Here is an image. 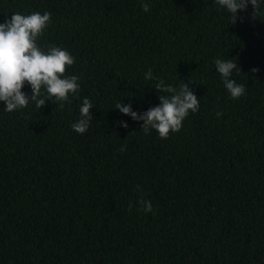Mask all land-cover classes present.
Here are the masks:
<instances>
[{"label":"trees","instance_id":"16d2710c","mask_svg":"<svg viewBox=\"0 0 264 264\" xmlns=\"http://www.w3.org/2000/svg\"><path fill=\"white\" fill-rule=\"evenodd\" d=\"M33 12L51 13L38 45L74 57L79 99L0 102V264H264V19L251 4L235 23L215 0H0V24ZM216 59L237 61L244 95ZM149 69L200 101L168 139L114 108L143 114L169 95Z\"/></svg>","mask_w":264,"mask_h":264},{"label":"clouds","instance_id":"9594fccd","mask_svg":"<svg viewBox=\"0 0 264 264\" xmlns=\"http://www.w3.org/2000/svg\"><path fill=\"white\" fill-rule=\"evenodd\" d=\"M215 4L219 9H225L235 23L239 19L237 13L247 11L249 4L253 8L252 18L264 19V0H215ZM142 10L149 12V4L143 3ZM50 24V12H33L29 15L14 13L11 19L0 24V102H4L6 112L25 109L30 102L40 111L47 101H52L63 109L65 102L71 103L70 95L79 99V78L66 75L67 68L75 63L74 57L62 47L52 45L45 52L38 45V40L43 37ZM215 66L232 99L245 94V86L231 79L234 70L241 71L237 61L216 59ZM252 71L255 73L258 69ZM144 79L157 81L153 88L158 93L169 95H159L160 104L143 114L133 111L131 104L123 102L115 104L114 108L135 121H143L141 130L145 134L154 129L160 139H168L170 133L181 130L183 121L190 113L199 111V98L188 83L181 84L178 89L166 85L153 75L151 69L145 73ZM26 84L31 87V95L23 91ZM93 107L92 102L85 97L80 107L81 118L71 126L76 133L87 132L92 118L90 110ZM216 115L219 117L223 113L217 112ZM118 124L128 127L123 121H118ZM138 203L142 211L153 212L150 201L141 198ZM128 207L131 211L133 204L130 203Z\"/></svg>","mask_w":264,"mask_h":264}]
</instances>
